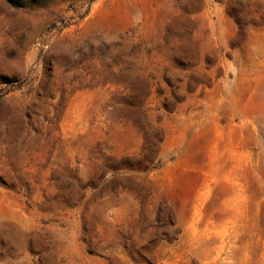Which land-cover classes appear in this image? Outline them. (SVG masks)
Segmentation results:
<instances>
[{
  "label": "rangeland",
  "instance_id": "374dc122",
  "mask_svg": "<svg viewBox=\"0 0 264 264\" xmlns=\"http://www.w3.org/2000/svg\"><path fill=\"white\" fill-rule=\"evenodd\" d=\"M0 264H264V0H0Z\"/></svg>",
  "mask_w": 264,
  "mask_h": 264
}]
</instances>
